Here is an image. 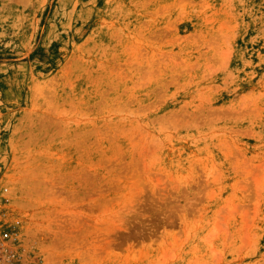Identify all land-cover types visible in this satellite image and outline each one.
<instances>
[{
	"label": "rangeland",
	"instance_id": "374dc122",
	"mask_svg": "<svg viewBox=\"0 0 264 264\" xmlns=\"http://www.w3.org/2000/svg\"><path fill=\"white\" fill-rule=\"evenodd\" d=\"M0 261L264 264V0H0Z\"/></svg>",
	"mask_w": 264,
	"mask_h": 264
},
{
	"label": "built area",
	"instance_id": "2783aa9c",
	"mask_svg": "<svg viewBox=\"0 0 264 264\" xmlns=\"http://www.w3.org/2000/svg\"><path fill=\"white\" fill-rule=\"evenodd\" d=\"M3 235H4V237H7V236H8V233H7V232H5Z\"/></svg>",
	"mask_w": 264,
	"mask_h": 264
},
{
	"label": "bare ground",
	"instance_id": "6f19581e",
	"mask_svg": "<svg viewBox=\"0 0 264 264\" xmlns=\"http://www.w3.org/2000/svg\"><path fill=\"white\" fill-rule=\"evenodd\" d=\"M0 264H2V262L0 261Z\"/></svg>",
	"mask_w": 264,
	"mask_h": 264
}]
</instances>
